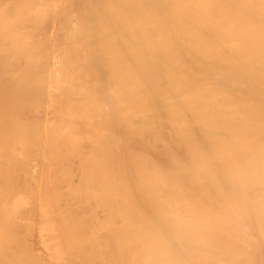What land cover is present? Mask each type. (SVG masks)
<instances>
[{
    "label": "bare ground",
    "instance_id": "bare-ground-1",
    "mask_svg": "<svg viewBox=\"0 0 264 264\" xmlns=\"http://www.w3.org/2000/svg\"><path fill=\"white\" fill-rule=\"evenodd\" d=\"M0 105V142L3 139L6 144L8 139L9 141L12 139L10 142L13 141L18 146L16 142L22 140V142L19 141L23 143V145L20 144L21 150L27 153V156L22 157L26 158L35 153L40 156V153L47 151L49 156L46 155L47 152L43 155H46L48 159H52L56 154L61 155L62 159V155L70 151L72 153L74 151L83 152L88 148L85 147L87 144L90 146V151L95 153L96 160L98 156L103 157L101 170H98L100 165H98V169L95 168L99 171V177L102 175L101 188L103 189L99 194L100 186L98 189L95 187L97 190L94 193L96 192L100 201H103L99 205L103 204V213H106L103 215L105 217L107 215L106 221L101 218L103 222L105 221V226L97 224L99 219L96 223L93 221L91 224L92 220L87 216L85 218L90 220V223L89 220L87 222L89 226L96 224L95 228L98 225L99 228L106 229L107 236L103 240L104 243L101 239L100 243H103V246L105 244L109 251L112 250L111 254L106 249L105 256L108 258L109 255L113 256L109 259L114 264H264V0H0ZM3 105H18V107H2ZM19 105H26L25 107H29V109L30 106L36 105L38 110L39 108L43 110V105H53L52 115L54 114V116L48 117L51 113V109H49V112L46 113L49 114L47 116L49 119L46 120V124L47 122L48 124L44 125L42 123L44 116L40 113L41 116L36 114L39 118L34 119H40L39 122L42 125L35 122L37 120L33 123L31 118L32 125L29 123V126L27 125L28 121L25 120L27 123L24 124L23 119L26 118L24 115L29 119L28 115L30 113L32 115L30 111L33 110L30 109L27 112H30L28 115L23 110V115L20 114L23 116V122H21V117L19 118V123H23V127L17 123L18 129H23L19 131L16 124L12 127V122L10 123L8 120V118H12L11 114L14 117L18 112L21 113L22 110H18ZM54 105L55 107L58 105V107L55 108ZM75 107V114H72ZM31 115L30 117L33 116ZM73 118L80 120L79 123L77 119L75 120L78 126H73L74 130L70 129V124L74 122ZM90 119L93 120L92 129L88 128L85 122ZM6 120H8L11 129L7 123V125L5 124ZM5 126H8L9 129ZM78 127H82L78 131L81 133L80 136L84 134L87 137L82 135L81 138H75L76 136H73ZM87 129L93 130L91 131L93 136L88 137V133H91ZM20 134L24 138H15ZM68 134H73V137ZM13 143L10 144L11 147H13ZM20 146H18L19 149ZM3 147L0 148V151ZM6 148L9 150L8 147H5V151ZM12 149L14 148H11V151H13ZM21 150L19 152H22ZM16 152L14 151L12 154ZM4 153L0 152V156ZM29 153L31 154L29 155ZM8 154L6 152V155ZM23 155L25 154L23 153ZM9 156L6 157L9 158ZM15 156L17 157L16 154ZM33 156L35 157V155ZM10 157L13 158L12 155ZM68 157H71L70 154ZM36 158L38 161V157ZM28 159L30 158L28 157ZM53 159L55 163L53 164L54 161H51V164H58V161ZM68 159L71 160V158ZM43 161L50 164V161L46 162V159ZM84 161L82 162L84 163ZM4 162L6 161L3 160ZM76 162L73 163L77 164ZM91 162L95 164L93 161ZM33 163L35 164L34 161ZM84 164L85 169L88 166H91L92 169V165ZM6 165L8 166V164ZM39 165L35 164L38 169L41 167ZM77 165L76 170L79 167V164ZM14 166L11 165L12 169L16 171L17 167L13 168ZM17 166L20 167L18 168L20 171L25 169L22 164H17ZM32 167L34 168V165ZM8 168L10 167L8 166ZM46 168L48 169L47 166ZM61 168L65 169L64 166ZM71 168L72 170H69L72 172L73 167ZM3 169L4 167H2V171ZM80 169L82 171V168ZM91 169L90 171H92ZM60 170L58 172L63 171L65 174L68 172L67 169V171ZM53 171L56 174L57 170L53 169ZM77 171H73L74 174L76 173L75 176H80L81 173L78 175ZM6 172L4 171L3 175ZM11 172L13 173L12 170ZM16 172L14 175H18V170ZM49 172L50 170L47 172L48 175ZM63 172H61L60 178L59 175L57 176V180L70 175L64 176ZM36 174L34 173L33 176ZM8 175L10 177L8 181L12 183L16 179L17 184L22 176L21 174L19 178L13 179L14 175L9 173ZM51 175L53 176V173ZM71 176L73 178L74 175ZM92 176H87V178L94 179ZM6 177L0 180L3 190L8 182L5 180ZM25 177L29 182L28 173ZM67 178L68 183L70 178ZM42 180L44 181V179ZM51 180L49 179L50 182ZM84 180L82 181L88 182ZM61 181L59 182L60 186L56 182L58 187L62 192L63 190L67 192L66 186L70 183L65 186L64 180L62 182L63 187L66 188L64 189L61 186ZM75 181L74 183L77 184ZM93 181L92 183H94ZM25 182L23 180V183ZM38 182L36 183L38 184ZM31 183L29 182V184ZM14 184L16 186H13ZM14 184H9L11 190L14 187L20 192L24 188L26 192L22 193L26 196L35 190L31 186L26 187L28 188L26 190L21 185V189H19V185L17 186L16 182ZM23 185L27 186L28 184ZM9 186H7L8 190ZM74 186L76 187V185ZM86 186L84 184V189ZM58 187L56 186V189ZM81 187L76 188L77 191L81 190ZM14 188L12 192L18 191L17 189L14 191ZM50 188L52 189V187ZM45 189L43 188L44 191ZM55 190L53 192L60 195L59 188L58 191ZM71 190H74V187ZM87 191L83 192L88 194ZM65 192L63 193L65 194ZM74 192L77 194L76 190L72 194ZM22 193L21 196L19 194L22 197L20 199L13 194L14 200L12 199V201L16 199L17 202H14L16 205L11 201V197L9 198V201L12 202L9 204L14 205L13 209L12 206L10 208L15 212L14 216H16V212L29 204L27 203L29 200L26 201L24 198L27 197L23 198ZM35 193L34 191L33 194ZM41 194L42 202V200L45 201L47 195L43 196L42 194L41 196ZM55 194L53 193V196ZM66 194H70V192ZM76 194L73 196L77 197ZM97 195L93 196L96 198ZM82 196V199L85 200L86 196L84 194ZM35 197L37 196L35 195ZM57 198L55 200L64 202L63 197ZM79 198L77 200L74 198L76 203ZM34 199L36 198L30 199L32 204L37 203L39 198L36 201ZM53 199L54 197H52V201ZM91 199L89 200L90 204L92 203ZM55 200L52 204L51 201H47L49 204L44 207L47 209H45L46 211H50L49 207L47 208L50 206L52 214L56 210V203L59 202H55ZM6 201L8 202V200ZM92 201L94 202L93 199ZM7 202H4L6 205L3 207L0 206V209L4 210L3 213L1 212L4 217H7L5 214L9 213L5 212L4 207L11 205H8ZM41 202L42 211L43 204ZM60 202L57 204L58 206ZM76 203L70 202L69 209H71V204L77 205ZM0 204L2 205L3 202ZM95 205L92 203V208H95ZM84 206L85 204L83 208ZM88 206H90L89 203ZM67 207L60 205V209L65 208L66 212L63 209L60 211L57 208L58 211L56 210L58 213L59 211L64 212L61 214L65 218L63 216V219L61 217L58 219L59 216L57 218V220H63L61 221L62 225V222L65 225L71 224L77 234H81L87 229L91 232L94 231L90 230L91 226L89 228L85 225V218H83L84 226L81 221L75 220V218H79L77 216L79 213L82 215L81 207V209H77L80 211L78 214H72L73 218L69 213L70 210L67 212ZM33 208L31 209L33 210ZM26 209L23 211L27 212ZM98 209L97 207L94 209L96 213ZM23 211L20 212L23 213ZM46 211L39 213V218L42 214L44 216ZM75 211L76 209H74ZM93 213L94 217L98 216L95 215V212ZM13 214H10L11 217ZM19 214L18 217L21 215V218L19 217L21 221L24 214ZM52 214L48 215L53 218V220L49 219L51 225L55 220V215L53 217ZM92 215L88 216L92 217ZM32 216L33 214L31 218ZM46 216L47 214L45 218ZM27 218L23 219L24 223L15 221V219L13 221L19 222L18 226L23 224L24 228ZM45 218L44 222L40 221V224L36 226L39 238L37 234L35 235L37 239L41 238L43 249L47 255L50 254L53 257L51 250L56 248L53 249L54 246H51V242L54 244L53 240L56 237L49 241L46 240L48 243L44 244L45 236L50 233L46 234V232L51 230L52 234L54 231V228L52 229L51 225H48L50 223L46 224L48 218L46 220ZM67 218H71V220ZM6 220L8 221V218ZM29 221L30 218L26 221V225ZM29 223L30 225L34 224ZM36 223L37 221L32 225L33 228ZM12 226L13 229L8 226L5 228H8L9 232L10 229L14 231L16 226ZM28 226L29 224L27 228ZM32 226H29L31 232L35 231ZM84 227L88 228L84 229ZM16 228L19 232L20 228ZM59 230L56 231H59L62 237L64 230L61 227ZM89 231L87 230L86 234L90 233ZM31 232L30 234L28 232L29 236L34 235V232H32L33 235ZM103 233L106 234L105 232L100 234L103 235ZM18 234L16 235L15 232L16 236ZM83 234L81 235L84 236L85 234ZM95 234L91 233L93 238ZM72 235L69 237L70 239ZM29 236L27 235L26 238ZM11 237L10 239H14V242V235L13 238ZM74 238L73 240H75ZM89 238L90 236L85 238V241ZM10 239H3L7 242L5 245L0 242V245L5 247L11 245ZM16 239L18 238L16 237ZM19 239L16 240L20 243L19 245L27 251V244H29L31 250L32 245L29 239L26 240L29 241L27 243L22 238V241H25L23 243L27 245L26 248V245L19 242ZM70 239L68 242H72ZM83 240L82 243H84ZM77 241L79 243V240ZM96 241L95 243H99V240ZM61 244L64 247V242ZM81 244H77L79 248H72L75 243L72 246L69 245L72 248L70 249L72 254L74 250V253L80 250L81 246L79 245ZM13 245L9 251L8 247L5 248L8 251L4 250L7 254L3 251L6 257L10 258L8 255L10 253L17 258V261L15 257L13 258L16 261L14 263L26 264L25 261L20 262L23 260L21 257H28L29 253L27 255L22 253L21 246V249L18 247L20 252L19 250L16 252ZM93 245L91 247L95 250L101 247V245L98 247V244H96L97 248L94 243ZM85 246L83 245L84 249ZM13 247L16 253L24 256L19 257V254H15L14 250L12 251ZM87 247L90 245L86 246V249H89ZM0 249H2L1 246ZM58 250L53 253L58 255L62 250L67 253L66 256L62 254L63 257H60L61 260L64 259V256L67 257L68 261L63 260L67 264L69 261L71 262V258L74 262L72 264H76L77 261L75 260V262L74 258L84 257L83 252L75 257V254L70 257L71 252L68 248L69 254L66 249L59 250V252ZM29 252L31 253V251ZM33 252L35 251L33 250ZM107 252L110 254L108 255ZM39 253L37 252L36 256ZM84 253L89 256L86 252ZM42 254L45 255V253ZM97 254L99 256L102 252ZM33 255L35 256V253ZM57 255L56 259L59 257ZM2 256L4 259V255L1 254L0 257ZM39 256L40 254L38 259ZM90 256L92 255L90 254ZM6 257L5 259H7ZM95 257H87L86 260H94ZM31 258L34 262L28 258L29 263L35 264L37 258ZM43 258L39 259L41 263ZM60 258L55 261L60 263ZM100 258L102 259V257ZM100 258L97 259V262ZM11 260L9 259L10 262ZM43 260H45L43 263L47 262L46 259ZM84 260L82 258V261ZM89 260L88 262H90ZM3 261L5 262L2 260L0 264ZM9 261L7 259V264H10ZM102 262L105 264L103 259ZM102 262L100 263L102 264ZM49 263L51 264V261Z\"/></svg>",
    "mask_w": 264,
    "mask_h": 264
},
{
    "label": "rangeland",
    "instance_id": "rangeland-1",
    "mask_svg": "<svg viewBox=\"0 0 264 264\" xmlns=\"http://www.w3.org/2000/svg\"><path fill=\"white\" fill-rule=\"evenodd\" d=\"M0 106H1V105H0ZM7 106H8V107H9V106H15V107H18V105H7ZM7 106L3 105L2 107H7ZM20 106H22V105H19L18 110L21 109L22 111L19 110V111H21V113L18 112L19 115H18V113L16 114L17 116L14 115V117H16V118L19 116V117L17 118V120H16V118L13 117L12 114H11L12 118L10 117V114H9V117H10L11 119L8 118V120L10 121V123L12 122V127L15 126V124H16L17 129H18V125H20V124H21V127H23V123H19V120H20V119H21V122H23V120H24V124H26V123H27L26 121H28L27 125H29V123L32 122V120H33V123H35V122L38 123L40 119L37 120V119L39 118V117H37V116H38L39 113H40L41 115L44 116V120H42V121H44V122H42V123H44V125H47L48 122H47V124H46V120L49 119L50 117L54 116V114L52 115L53 105H52V106H51V105H43V106H44L43 110H44V109H45V110L47 109L46 111L44 110L45 113H44V111L41 110L40 108H39V110H40V111H39V110L36 108V105H35V106H34V105L30 106V109L33 110V111H30V112H32V115H33V116L31 115L30 112H29L30 114L27 113V112L30 110L29 107H25L26 105H25V106L23 105L24 108H22L23 106H22V107H20ZM28 106H29V105H28ZM45 106H46L47 108H46ZM60 106H62V105H60ZM73 106H74V105H73ZM75 106H76V105H75ZM31 107H33V108H31ZM34 107H35L37 110H36ZM54 107H55V105H54ZM56 107H58V105H57ZM56 107H55V108H56ZM76 107H77V106H76ZM76 107H75V109L72 111V114H75ZM55 108H54V109H55ZM5 109H6V108H5ZM27 109H28V110H27ZM34 109H35L36 111H35ZM49 109H51V110H50L51 113H49L50 115L48 114V115H49V116H48L46 113H47V111H48ZM0 110H1V107H0ZM23 110L25 111V113H26L27 115L29 114V115H28V116H29V119L27 118L26 115H24L26 118L24 117L25 119L22 120V117H23V116H20V114L23 115V114H22V113H24ZM37 111H39V112H37ZM33 112H36V113H34V114H35V117H34ZM42 112H43V114H42ZM48 112H49V111H48ZM36 114H38V115H36ZM45 114H46V115H45ZM30 115H31L32 117H30ZM41 115H39V116H41ZM51 115H52V116H51ZM47 116H48L49 118H48ZM20 117H21V118H20ZM19 118H20V119H19ZM31 118H32V120H31ZM34 118H37V119H34ZM40 118H41V117H40ZM42 118H43V117H42ZM42 118H41V119H42ZM13 119H15V120L12 121ZM27 119H28V120H27ZM76 119H77V121H78V123H79L80 120H79L78 118H73L74 122H73V121H72V122H73L74 124L71 122L72 124H70V126H71L70 129H72L73 126H75V127L78 126V125H77L78 123H77V122L75 123V120H76ZM8 120H6L7 122L5 121V124L7 123L8 126H10ZM25 120H26V121H25ZM35 120H37V121H35ZM90 120H91V119H90ZM90 120H88L89 122H88L87 120H85V122H86V124H87V127L90 128V129H92V128H93V123H92L93 120H91V121H90ZM34 121H35V122H34ZM14 122H16V123H14ZM87 122H88V123H87ZM17 123H18V125H17ZM39 123H40V125H42L41 122H39ZM7 124H6V125H7ZM30 124L32 125V123H30ZM75 124H76V125H75ZM84 125H85V124H84ZM8 126H5V128L7 127V129H9ZM29 126H30V125H29ZM91 126H92V127H91ZM21 127H20V128H21ZM24 128H25V127H24ZM79 128H80V127L77 128L78 130H76V133H77L78 131H80V129H82V127H81L80 129H79ZM10 129H11V126H10ZM12 129L15 130L16 127H15V129H14V128H12ZM22 129H23V128H22ZM22 129H18V130L20 131V130H22ZM73 130H74V128H73ZM73 130H71V131H73ZM87 130H88V132L90 131L89 129H87ZM91 131H93V130H91ZM91 131H90V133H91ZM76 133H75V131H74V135H73V134H68V136H69V135H71V136L73 135L74 137L76 136L75 138H81L82 135H83V137H87V135H84V134H82V135L80 136L81 133H79V132L77 133V135H76ZM89 135H90V136H89ZM91 135L93 136V133H91V134L88 133V137H91ZM48 136H49V134H48ZM68 136H67V137H68ZM73 136H72V137H73ZM79 136H80V137H79ZM18 137H19V139H20V138L22 137V135L20 134L19 136L15 137V138H18ZM22 138H24V137H22ZM11 140H12V139H10V141H11ZM13 140H14V139H13ZM15 140H16V139H15ZM5 141H6V140H5ZM10 141H9V139H8L7 143L5 144V143H4V140L1 139V142H0V148H1L2 146H4V147H3L4 150L1 149L0 152H1V153H2V152H5L4 154L1 155L2 157L0 156V157H1V158H0V161H1V159H2V163L0 164V171L2 172V174H1L0 176H1L2 178L0 177V180L3 179V177L5 178V177L7 176L5 180L8 181V180L10 179L8 173L14 175V174L17 173L16 171L18 170L19 173L22 172V173H20V175H19V173H18V175H14V177L11 175V177H13V179H14L15 177H16V178H19V177L21 176V174H22L21 178L19 179L20 181L18 180V184H17L16 179H14L15 182H16V184H17V186L19 185L20 182L23 183V180H24V182H25V181H26V182L23 183V184H26V185L28 184V185L25 186V185H23V184L20 183L21 187L24 186V187L26 188V187H28V186H29V187L31 186V187L33 188V190L35 189L34 191H35L36 193H39V194H36V193L33 194L34 191H32V193H30L29 191L32 190V188H31V190L29 189V191H27V192H29V195H30V194H33V195H30V196H29V195L26 193V194H27V196H26V195H24V194L22 193V192H26L25 189L22 188V189H23V190H22V189L20 188V185L18 186V188L21 189L20 192H19V190H18L17 188H14V187H13V188L15 189L14 191H16V189H17L18 191H16V192H12V191H13V188H12V190H11V186H9V184L11 185L12 183H13V184L15 183L13 179H12V180H13L12 183H10L9 181L6 182V183H7L6 185L10 187L9 190H8V187H7V186H6L7 189L4 188V187H5V186H4V187H3L4 190L6 189V190L4 191V190L1 188V186H0V188H1V190H2L1 193H0V200H1L0 203L3 202V204H2V205L0 204V206H2V207H3V205H6V204H4V202H5V203L7 202L6 200H8V202H7L8 205H10L12 202H13V203H14V202H15V203L17 202L16 199H15V201H12V199L14 200V195H13V194H15L16 198H19V199H20V198H22V197H20V196H21V193H22V194H23V198H24V196H25V197H27V198H24V199H26V201L29 200V201H27V203H29L28 206H30V207L27 206V207H28V208H27V207L25 206L24 209L22 208V209L20 210V211H23V210L25 211V209L27 208V209H28V210L26 209L27 212H24V211H23V213H22V212L18 211V212H16V216H14V215H15V212H13V210H12V209H13V206L16 205L15 203H14L13 206H12V204H11L10 206H6V208L4 207L5 212H9V213L5 214V216L7 215V217H4V214H2L4 210L2 211V208L0 209V218H1V219H0V228H1V230H0V234H1V235H2V234L4 235V236L2 235V238H3L4 240H5V238H6L7 240H9L10 237L12 236L11 238H13V235H14V237H15V241H14V242H15V245H17V244L19 245V244H20V243L17 242L18 239H19L20 237H21V238H20L21 240L19 239V242H22V243H23V242H25L26 240L29 239V240H30V243H31V245H32V248H31V250H30V248H29V244H27V245H28V248H26L27 245H26L25 243H23V245H24V244L26 245V246L24 245L25 248L27 249V251H26V250L23 248V246H21V245H19V246H18V245H17V246L13 245V243H14L13 240H14V239H13V240L10 239V241H12V244H11V245H13V246L16 248V252H17V250H19V252H20V249L23 248L22 250H23V251L25 250V251L23 252V251L21 250L22 253H24L25 255H27V254L29 253V254L27 255L28 257H26V256H24L23 254L21 255L20 253H16L15 250H14L15 248L13 247L12 251L14 250L15 254H19V255H20L19 257H21V256L26 257V258L21 257L23 260H21L20 262L25 261L26 264H34V263H32V262H34V260H32V258H31V257H33V258H35V259L37 258V259H36V263H38V264H39V263L42 264V263L45 261V260H43V259H46V261H47L46 263H43V264H50L49 261H51V264H53V263H55V264H57V263L60 264V263H62V262H63L62 264H67V263H64V261H63L64 259L67 260V259H66L67 257L65 258V256H66L67 253H64L65 251L63 252L62 249H64V250L66 249V251H67L68 254H69V251H68V250L72 249L73 247L79 248L77 244H79V243L81 244V243H82V240L84 239V240H83L84 243H82L81 245H79V246H81V248H80L81 251H80V250H78V251L76 250L77 252L74 253V251H75V250H74V251H73V254H75V255H74V257H75V256H77V254L79 255L80 252H83L82 255H84V257H82V258H83V260H84V259H85V260L82 261V258H81V257H76L77 259L74 258V261H75V260L77 261V262L75 261L76 264H77V263H78V264H82V263H83V264H87V262H88V260H89V259L86 260L87 257H89V258H93V257L96 256L97 253H100V254H101V252H102L101 255L98 256V254H97V256H96L97 258H96V257H95L96 259L94 258V260H96V261H94V260H89L90 262H88V264H94L95 262L98 263V264H101L100 262H102V259H103V261H104L105 264H109V262H111L110 264H112V263L114 264V262H112L111 259H109V258H112V257H113V256H110V255H109L110 253H111V254L113 253L112 250L109 251V248L107 249L106 246H105V244H104V246H103V243H104L103 240L105 239V236H107V231H106L105 228H103V227L105 226L104 224H105V221H106L105 219H106L107 215H106V217L104 216L106 213H103V211H104V206H103V204L99 205L100 203H103V201L101 202L100 199H99V197H98V195H97V193H96V192H95L96 194L94 193V191H96V190L98 189L99 186H100V187H99V189H100L99 194L102 193V189H103V188H101V186H102V175L100 174V175H101V176H100L101 178H100V177H99V171L101 170V167H102L101 165H102V163H103V157H102V156H98V157H97V160H96V157H95L96 155H95V153L93 154V153L90 151V146L87 144V146H85V147H88V148H87L86 150H84L83 152H79V151L76 152V151H74L75 153H74V152L72 153V151H70L69 153H65L64 155H62V159L65 157V158H64V161H63L64 163L62 162L61 155H59V154H58V155H57V154L54 155V153H53V154H52V156L54 155L53 158H55V160L58 161V164L53 165V164L55 163L54 159H53V158H52V159H51V158L48 159V157H46V155L49 156V154H48L49 152L45 151V152H47V154H46L45 152L40 153V156H39L37 153H35V154H31V153H29V155L31 154L32 157H30V156H31V155H30V156H28L30 159H28V157L24 158V157H22V156H27V153H25V152H23V151L21 150V147H22V146H20V144L23 145V143H20V142H22V140H19L20 142L18 141V139L16 140V141H18V142H16V143H18V146H20V149H19V147L17 146V144L13 143V141H12V142H10ZM8 142H9V143H8ZM12 143H13V147H11L12 145H10V144H12ZM7 144H8L9 146H8ZM1 145H2V146H1ZM6 145H7V146H6ZM15 145H16V146H15ZM5 147H8L9 150L6 148V151H5ZM11 148H14V149H12L13 151H11ZM15 148H17V149H19V150H16ZM20 150H21L22 152H19ZM10 151H11V152H10ZM14 151H17V152L15 153V154L17 155V157L15 156V154H12ZM85 151H86V152H85ZM6 152H7V154L9 153L8 155H10V156L12 155L13 158L10 157V156H9V158H7L8 155H6ZM90 152H91V153H90ZM10 153H11V154H10ZM17 153H19V154H17ZM21 153H22V154H21ZM23 153H24L25 155H23ZM83 153H84V155H82ZM88 153L90 154V156H89ZM43 154H46V155H43ZM69 154H70L71 157H68ZM74 154H75V155H74ZM76 154H78V156H76ZM3 155H4V157H3ZM5 155H6L7 157H6ZM19 155H20L21 157H20ZM33 155H35V157H34ZM73 155L76 156V157H74ZM14 156H15V157H14ZM52 156H51V154H50V157H52ZM56 156L58 157V158H57L58 160L56 159ZM63 156H64V157H63ZM80 156H82L83 158L80 157ZM91 156H92V157H91ZM5 157H6L7 159H6ZM33 157H34V159H35L36 157H38V161H37V158H36V161H35V160L33 159ZM40 157H41V158H40ZM45 157H46V158H45ZM72 157H73V160H72ZM79 157H80V158H79ZM90 157H91V158H90ZM93 157H94V158H93ZM101 157H102V158H101ZM10 158H11V159H10ZM14 158H15V159H14ZM16 158H17V160H16ZM20 158H21V159H20ZM23 158L25 159L24 161H23ZM68 158H71V160L68 159ZM74 158H75V160H76L77 162L74 160ZM78 158L81 159V160L78 161V160H79ZM87 158H88V159H87ZM89 158H90L91 160H90ZM9 159H10V160H9ZM13 159L16 161V163H15V161H14ZM44 159H46V162L50 161V164H48V163H44V161H43ZM83 159H84V160L86 159V160L84 161ZM99 159H100V160H99ZM101 159H102V160H101ZM3 160H5L6 162L9 161V162H7V163H6V162H4V163L8 164V166H9L10 168H8V166H7L6 164L4 165ZM11 160H12V161H11ZM26 160H27V161H26ZM28 160H30V161H28ZM32 160L35 162L36 166L40 164L39 166H41L40 168L42 169V171H41L40 168H39V169H40V170H39V169L35 166V164L33 163ZM60 160H61V161H60ZM67 160H68V161H67ZM87 160H88V161H87ZM94 160H96V161L94 162ZM98 160H99V162H100V161H101V162L99 163ZM17 161H18V163H17ZM42 161H43V163H42ZM51 161H54L53 164H51ZM82 161H84V163H86V164H88V162H90L88 165H92V169L90 168L91 166L89 167L88 165H87V166H88L89 168L86 167V169H85V164H84ZM91 161H93L95 164H92ZM13 162H14L15 164H12ZM28 162H29V163H28ZM31 162H32V163H31ZM38 162H41L42 164H41V163L38 164ZM60 162H61V163H60ZM66 162H67L68 164H67ZM69 162H70V163H69ZM73 162H76L77 164H79V167L77 168L78 171L75 169L78 165L75 164V163H73ZM79 162H80V163H79ZM65 163H66V164H65ZM71 163H72V164H71ZM96 163H97V165H96ZM9 164H11V165H15L13 168H16V167H17V168H16V171L13 170L12 167H11V165H9ZM17 164H19V165L22 164V166L24 165L23 167H24L26 170H25V169H22V170L20 171V169H18V168H20V167L17 166ZM32 164L34 165V168L32 167V166H33ZM43 164H44V165H43ZM45 164H46V166L48 167V169L46 168ZM47 164H48V165H47ZM59 164H60V165H59ZM69 164H70V165H69ZM73 164H74L75 166H74ZM83 164H84V166H83ZM1 165H3V166H1ZM30 165H31V166H30ZM71 165H72V166H71ZM94 165H95V166H94ZM98 165H100V166H99L100 168L98 167ZM22 166H21V168H23ZM39 166H38V167H39ZM43 166H44L46 169H45ZM55 166H58L59 168H58V167H55ZM62 166H64L65 169H64V168H61ZM2 167H4L3 171H2ZM52 167H53V168H52ZM54 167H55V168H54ZM69 167H70V168H69ZM71 167H73V171H74V170H75V172L77 171V174H78V175H79V173H81L80 176H81V178H83L82 180L85 179L84 181H88V182L85 183V182H83V181L81 180V178H79L80 176H77V175L75 176L76 173L74 174L73 171H72L73 173L71 172V170H72ZM83 167H84V169H83ZM68 168L71 169V170H69ZM80 168H82V171H81ZM95 168H97V169L99 168V169H98L99 171H97V169H95ZM6 169H7V170H6ZM8 169H9L10 171H9ZM33 169H35V170H33ZM43 169H44V170H43ZM53 169H54V170H57V171H56V174H57V173H59V174L56 175V174L54 173L55 171L52 172ZM60 169H61V170L63 169L64 171H67V170H68V172H66V174H65V172L61 171ZM66 169H67V170H66ZM90 169H91L92 171H90ZM94 169H95L96 171H95ZM11 170L13 171V173L11 172ZM24 170H25V171H24ZM29 170H31V171L29 172ZM36 170L38 171L39 174H38V173L36 174V172H37ZM49 170H50V172H49V175H48L47 172H48ZM59 170H60L61 172H63V175H64V176L70 174V175H68V176L61 177V180H63V179L65 180V181L63 180L64 182L61 181V180H57L58 177L60 178V176H62V175H61L62 173H61V172H58ZM83 170H84V171H83ZM88 170H89V171H88ZM4 171H5V172L7 171V172H6L7 175H6V174L3 175V172H4ZM40 171H41V172H40ZM69 171H70V172H69ZM24 172H25V175H23ZM33 172H34L36 175L33 176V174H34ZM45 172H46V173H45ZM88 172H89V173H88ZM90 172H92V173H90ZM93 172H94V175L97 174L98 177H97V175H96V176H94V175L92 176ZM95 172H97V173H95ZM27 173H28V180L30 179L29 182H30V183L32 182L31 184H34L33 186H32L31 184H29V182H27V177H25ZM32 173H33V174H32ZM52 173H53V176L55 175L56 179H55V177H53L52 175L50 176V174H52ZM71 173H72V174H71ZM41 174H42V175H41ZM43 174H45V175H43ZM89 174H91V175H89ZM2 175H3V176H2ZM5 175H6V176H5ZM47 175H48V176H47ZM58 175H59V176H58ZM71 175H74L73 178H72ZM83 175H84L85 177H84ZM37 176H39V177H37ZM43 176H45V178H43ZM46 176H47V178H46ZM49 176H50V177H49ZM57 176H58V177H57ZM87 176H90V177L92 176L94 179H92V178L90 179V177L87 178ZM23 177H25V178L23 179ZM48 177H49V178H48ZM67 177H69V178L71 179V180L69 179V181H68V183H70V185H68L69 187L66 186V185L68 184V183H67V179H68ZM74 177H75V178H74ZM76 177H78V179H76ZM40 178L44 179V181H46V182H45L46 184L43 183L44 181H43L42 179H40ZM53 178L55 179V182H54V179H53ZM62 178H63V179H62ZM66 178H67V179H66ZM22 179H23V180H22ZM34 179H35V180H34ZM37 179H38V181H39L40 183L37 181ZM49 179H52L51 182L49 181ZM75 179H76V181H75ZM79 179H80V181L83 182V183L81 182L82 184L80 183ZM87 179H88V180H87ZM98 179H99L100 181H99ZM40 180H42V181H40ZM72 180H73V182H72ZM77 180H78V181H77ZM90 180H92V181L94 180L93 182H94L95 184L92 183V181H90ZM96 180H98V182H96ZM10 181H11V180H10ZM48 181H49V182H48ZM52 181H53V182H52ZM60 181H61V186L63 187V186L65 185L67 189L64 188V187H63V188L66 189V191H67L68 193L70 192V194H66L67 192H65V190H63V192H65V194H66V195H65V194L62 192V190H60V187H58V185L60 186V184H59ZM74 181L77 182V184L74 183ZM36 182H38L39 185H38ZM41 182H42L43 186H41V185H42ZM56 182L58 183V185H57ZM62 182H63V184H64V183H65V184L63 185ZM89 182H90V184H89ZM52 183H53V184H52ZM54 183H55V184H54ZM79 183H80V184H79ZM91 183H92V185H91ZM71 184H72V186L74 187V190H76L77 194H76L75 192H74V194H72L74 190H71V191H70L71 188L73 189V187L71 186ZM78 184H79L80 187H81V186H82V187L80 188L81 190L78 189V191H77L76 188H79V186H77ZM84 184L87 185L85 189H84ZM93 184H94V185H93ZM0 185H2V184L0 183ZM44 185H45V186H44ZM49 185H51V186H49ZM74 185H76V187H75ZM88 185H91L92 187L89 186V187H90V188H89ZM96 185H97V186H96ZM13 186H16V185L14 184ZM35 186L37 187V189H36ZM40 186H41L42 189L39 188ZM56 186L59 188V191H58V188L56 189ZM29 187H28V188H29ZM50 187H52V189H51ZM95 187H97V189H96ZM28 188H26V190H27ZM38 188L42 190L41 193L43 194V196H46V195H47V198L42 197V198H45V199H44L45 201L42 200V202H44V203H42L41 200H40V198H41V197H40V194H41L40 191H41V190H39ZM43 188H44V189L47 188V189H45V191H44ZM63 188H61V189H63ZM55 189H56V190H55ZM90 189H91V190H90ZM93 189H94V190H93ZM49 190H50V192H49ZM53 190L60 192V195H58L56 192H53ZM85 190H88V191H87L88 194H86V192H83V191H85ZM89 190H90V191H89ZM6 191H7V192H6ZM9 191H10V192H9ZM37 191H39V192H37ZM79 191H82V192L80 193ZM92 191H93V192H92ZM8 192L10 193V195H9ZM17 192H18V193H17ZM43 192H44V193H43ZM48 192H49L50 194H51L52 192H53L54 194H55V193H56V194L53 196V193L50 195ZM78 192H79V197H80L81 199L78 197ZM89 192H92L93 194L91 193V194H92V195H91ZM6 193H8V194H6ZM11 193H12V194H11ZM19 194H20V196H19ZM42 194H41V196H42ZM48 194H49V195H48ZM62 194H64V196H66V197L68 196V197L65 198L64 196H62ZM75 194H76L77 197H74V196H73V195H75ZM80 194H82V195L84 194V196H86V197L84 198L85 200L82 199L83 196H82V195L80 196ZM85 194H86V195H85ZM2 195H3V198H2ZM6 195H8V196H6ZM11 195H12V196H11ZM35 195H36L37 197H35ZM57 195H58V196H57ZM71 195H72V196H71ZM90 195H91V196H90ZM93 195H94V196L97 195L96 198H95ZM18 196H19V197H18ZM31 196H32V197H31ZM59 196L63 197L62 199H64V202H63L64 204H63L62 202H60V200H55L57 197L59 198ZM7 197H8V198H7ZM10 197H11V198H10ZM52 197H54L53 201H54V200H55V202H56V201H59L61 206H64V207L68 206V207H67V212H69V210H70L69 213H71V215H72V214H78L80 211L77 210V209H81V208H82V209H81L82 215L79 213V214L77 215V216H79V218L77 217V218H75V220H76V221H77V220H78V221H81L82 223L85 222V220H86V222H85L86 224L83 223V226H84V224H85L86 226H88L89 228H90V226H91L90 230H92V231L94 230L93 232H91V231H89V229H87V230L90 232V233H88V234H86V233H87V230H86V231L84 230L85 233H84V232H81V234H83V233L85 234V235H84V234H83V235L86 236V237H85L86 239L90 236V238L93 239V240H91L90 238H89L88 240H90L91 242L88 241V240H87L88 242L85 241L86 239H85V238H82V237H84V236H82L80 233L77 234V233L74 231V228H73V226H71V224H67V225H65L64 222H62L63 225L61 224V221H63L62 219L65 218V217L63 216V214H61L63 211L60 212L63 208L60 209V205H59V206L57 205L59 202L56 203V206H57V207L55 206V204H53V205L55 206L56 210H57V208H58V210L60 209L59 213L57 212L58 210L56 211L54 207H53V208H54L55 212H57L56 214H55L54 211H53L54 214L51 213L52 211H51V209H50V206H47V208L49 207L48 210H50V211H46V210H47L46 208H45L46 210L44 209L45 205H48L50 201H51L50 203L52 204V202H53V201H52ZM61 197H60V198H61ZM69 197H70V198L72 197V198L70 199ZM87 197H88V198L90 197V198L88 199ZM92 197H93V198H92ZM9 198L11 199L12 202L9 201V200H10ZM33 198H36V199L39 198V199H37L38 201H36V199H34L37 203H35L34 200H33V203H35V204H32V203H31L32 200H30V199H33ZM49 198H50V199H49ZM58 198H57V199H58ZM60 198H59V199H60ZM74 198H75L76 200L79 198V200L77 201V203H76V200H75ZM91 198L94 200V202L92 201ZM97 198H98V199H97ZM5 199H6V200H5ZM65 199H66V200L68 199V201H69V200H70V201H69V202H68V201H65ZM72 199H73L74 201H73ZM90 199H91V202H92V203H95L96 205H97V203H98L97 206L95 205V208H94V207L92 208V206H91L92 203L90 204V202H89ZM96 199L98 200V202H96V201H97ZM2 200H4V201H2ZM17 200H18V199H17ZM39 200H40L41 204H43V205H42V211H41V207H40L41 205H40ZM82 200H83V201H82ZM47 201H49V202H47ZM79 201H81V202L79 203ZM87 201H88V202H87ZM9 202H11V203L9 204ZM45 202H46V203H45ZM55 202H54V203H55ZM65 202H67V203L65 204ZM70 202H71V203L75 202V203H76L77 205H79V206H78L77 208H75L77 205H75V204H71V209H69V207H70V205H69ZM61 203H62V204H61ZM88 203H89L90 206H88ZM37 204H38V205H37ZM51 204H50V205H51ZM84 204H85V206H84V208H83V205H84ZM35 205H36V206H35ZM11 206H12V209H10ZM33 206H35V207L33 208ZM72 206H73L74 208H73ZM86 206H87V207H86ZM93 206H94V205H93ZM8 207H9V208H8ZM51 207H52V205H51ZM80 207H81V208H80ZM90 207H91V208H90ZM96 207H97V209H98V208L100 209V211H99V209L97 210V213H99L101 216H100L99 214H97L96 211L94 210V209H96ZM101 207H103V208H101ZM7 208H8V209H7ZM31 208H33V210H32ZM37 208H38V209H37ZM39 208H40V209H39ZM85 208H86L87 210H86ZM89 208H90V210H89ZM9 209H10V210H9ZM72 209H73V213H72ZM74 209H76L75 212H74ZM84 209H85V211H84ZM11 210H12V211H11ZM31 210H32V211H31ZM44 210L47 212V213H46L47 216H46V218H45V215H46V214H44V216H43V214H42V215H41L42 219H41V217L39 218V216H40V214H41ZM63 210H65L64 212H66V209H65V208H64ZM92 210H93V212H95V215H98V216L94 217V213L92 212ZM101 210H102V211H101ZM29 211H30V212H29ZM40 211H41V212H40ZM45 211H44L43 213H45ZM78 211H79V212H78ZM86 211H87V212H86ZM98 211H99V212H98ZM1 212H2V213H1ZM11 212L14 213L12 217H11V215H10V214H12ZM28 212H29V213H28ZM31 212H32V213H31ZM33 212H34V213H33ZM64 212H63V213H64ZM76 212H77V213H76ZM17 213H18V214H19V213H20V214H24V216L22 215L23 218L21 219V221H23V219L25 220V219L28 217V215H29V217L27 218L26 221H28L29 218H30V221H29V222H31V224H32V223L35 224V222L37 221V223H36V225H35V227H34L35 229H34L33 226H32V225H34V224L30 225L29 222L27 223V225L29 224V226H30V227L32 226L33 230H35V231H32V232H34V235H33V233L29 230V229H31V228H29V226H28V228H27L26 221H25V224H24V226H25L24 228L22 227L23 224H21V226H18V225H17L19 222L16 223L15 221H17V220L20 221V218H21V217H20L21 215L19 214V215H20V216H19L20 218H19ZM26 213H27V214H26ZM35 213H36V214H35ZM39 213H40V214H39ZM49 213L52 214L51 216H53V217H54V215H55V218H54L55 220H57L58 216H59L58 219H60V217L62 218V216H63V218H62L61 220H57V221L54 220V224L52 223L53 225H51L50 220H53V218L48 216ZM83 213H84V214H83ZM86 213H88V214L85 215ZM30 214H31V215L33 214V216H35V217L32 216V218H31V215H30ZM34 214H35V215H34ZM57 214H58V215H57ZM59 214H60L61 216H60ZM92 214H93V215H92ZM103 214H104V215H103ZM9 215H10V216H9ZM26 215H27V217H26ZM71 215H70V217H71ZM83 215H84V216H83ZM88 215H90V216L92 215L93 218L90 217V216H88ZM102 215H103V216H102ZM8 216H9V217H8ZM56 216H57V217H56ZM80 216H81V218H80ZM86 216H87V218L89 217V219L92 220V221H91V224H93V223H92L93 221L96 223V222L98 221V219H99V221L97 222V224L100 225V226H103V227H102V228H99L100 226L98 227V225H97L98 228H97V227L95 228V227H94V226H96L95 223H94L95 225H91V224H90V226H89V224H87V222H88L89 219L87 220V218H85ZM10 217H11V219H10ZM14 217H16V218H14ZM24 217H25V218H24ZM37 217H38V218H37ZM74 217H75V216H74ZM98 217H99V218H98ZM3 218H4V219H3ZM5 218H6V219L8 218V221H7ZM17 218H19V219H17ZM44 218H45V220H46L47 218H48V220L50 219L49 222H48V220H47L46 224H47V223H50V224H48V225H51V228H52V229L54 228V231L56 232V233H55L54 231H52V234H51V230H50V231H47L46 234H47L48 232H50L48 235H46V236H48L49 238H47V237L45 236L44 240H45V241H46V240L49 241V240H51V239H53V238L56 237V238L53 240L54 244L51 242V246H52V247L54 246L53 249L56 248L57 250H58L59 247H63V244H61V243L64 242V247H65V248H64V247H63V248H59L60 251L62 250V251H61L62 253L60 252L61 254L59 253V254L57 255V254L53 253V252L57 251L56 249L53 250V251L51 250V252H52V256H53V257H51L50 254H49L50 256L47 255V252L44 251L45 249H43L44 245H42L43 243H42V241H41V238H40V240L37 239V237L39 238V236H38L39 233L36 232V231H38V228H37L36 226H37V224H40V221H43ZM51 218H52V219H51ZM71 218H73V215H72ZM71 218H70V219L67 218V219H68V220H71ZM83 218H85V220H84ZM95 218H96V219H95ZM101 218H103V220H105V221L103 222V221L101 220ZM14 219H15V221H13ZM32 219H34V220H32ZM40 219H41V220H40ZM79 219H81V220H79ZM94 219H95L96 221H95ZM31 220H32L33 222H32ZM72 220L75 221L74 219H72ZM90 220H89V223H90ZM2 221H5V222H6L8 228L13 227L12 225H14V227L17 225L16 227H19V228H20V229H19V232H17L18 228L15 227V230H14V231L11 230V229H13V228L10 229V232L13 231L12 233H10V232H9V229H8V228H5V227H7V226H5V225H6L5 222L3 223ZM9 221H11V222H9ZM12 221H13V222H12ZM21 221H20V223H24V221H23V222H21ZM38 221H39V222H38ZM43 222H44V221H43ZM52 222H53V221H52ZM100 222H101V223H100ZM11 223H12V224H11ZM15 223H16V224H15ZM20 223H19V224H20ZM1 224H2L3 226H2ZM8 224H9V225H8ZM48 225H47V226H48ZM54 225H55V227H54ZM68 225H70L71 227L68 226ZM52 226H53V227H52ZM59 226L61 227L62 230H64V233H63V231L61 232V235H62V233H63L62 237L60 236V232H59V231H61V230H59V228H60ZM62 226H64L65 228L62 227ZM3 227H4V228H3ZM48 227H50V226H48ZM57 227H58V228H57ZM66 227H67V228H66ZM88 227H84V229H85V228H88ZM92 227H93V228H92ZM36 228H37V229H36ZM56 228H57V229H56ZM6 229H7V230H6ZM25 229H26V230H25ZM67 229H68V230H67ZM100 229H101V230H100ZM2 230H3V232H2ZM5 230H6V231H5ZM23 230H25V231H23ZM27 230H28V231H27ZM56 230H59V231L57 232ZM72 230H73V231H72ZM104 230H105V231H104ZM22 231L25 233V235H26V233H27L28 236H29V234H30V232H31V234H32L33 236H31V235H30L31 237L29 236L31 239H30L29 237L26 238L27 235L25 236L24 233H23ZM69 231H70V232H69ZM96 231H97V232H96ZM1 232H2V233H1ZM5 232H7L8 234L5 233ZM15 232H16V235H17L18 233H21V234H20V235L18 234V236H16V235H15ZM28 232H29V234H28ZM98 232H99V233H98ZM101 232H105L106 234L103 233V235H102V234H100ZM4 233H5V234H4ZM13 233H14V234H13ZM54 233H55V235H54ZM57 233H59V235H57ZM68 233H70V234H68ZM91 233H93V234L96 233V234H97V235L95 234V237H94V238H95V241H96V239H97V241L99 240V243H95L94 238H93V235H91ZM9 234H10V236H7V235H9ZM35 234H37V237H36ZM65 234H68V235H65ZM72 234H73V235H72ZM79 234H80V235H79ZM1 235H0V236H1ZM22 235H23V237H22ZM49 235H50L51 237H50ZM52 235H53V236H52ZM56 235H57V236H56ZM71 235H72V237H71L72 240L69 238ZM76 235H77L78 237H77ZM88 235H89V236H88ZM99 235H102L103 238H102V236L99 237ZM24 236H25V237H24ZM64 236H65V237H64ZM74 236H75V238H74ZM87 236H88V237H87ZM96 236L99 237V238H97ZM7 237H8V238H7ZM16 237H17L18 239H16ZM34 237H35V238H34ZM63 237H64V238H63ZM76 237H77V238H76ZM79 237L82 238V239L80 240ZM2 238H0V239H1L0 242H3L4 245H5V243L7 242V240L4 241ZM22 238L25 239V241H24V240L22 241ZM33 238H34V239H33ZM58 238H59V239H58ZM66 238L70 239L72 242H68V239H66ZM73 238H74L75 240H76V239L79 240V243H78L77 240H76V241L73 240ZM61 239H62V240H61ZM100 239H101V241L103 242L102 244L100 243V242H101ZM16 240H17V241H16ZM60 240H61V242H60ZM70 240H69V241H70ZM10 241H9V243H11ZM32 241H33V242H32ZM47 241L44 242V244L48 243ZM56 241H57L58 243H57ZM66 241H67V242H66ZM97 241H96V242H97ZM26 242L28 243L29 241H26ZM92 242H93L95 245H96V244L99 245V246L96 245V248H97V246L100 247V245H101V247H103V248H105V249H103V248L101 249V247H100L99 249H96V250H95V248H92V247L94 246ZM3 243H2V244H3ZM9 243H8V244H9ZM38 243H39V244H38ZM69 243H71V244H72V243H73V244L75 243V245L72 244V245H73V246H72V245L69 244ZM0 244H1V243H0ZM8 244H6V245H8ZM55 244L58 246V248H57V246H56ZM65 244H67V245L65 246ZM68 244H69L70 246H72V248L69 247ZM87 244L90 245V247H87V248H89V249H86ZM11 245L9 244V245L7 246L8 248L5 247V246H3V245H0L2 249H3V247H4L3 250L0 249V250H1L0 253H1L2 255H4V259H2L3 256L0 257V259L5 260V262L7 261V259H8V261H9V259H12V260H11L12 263H11L10 261H9V263H10V264H16V263H14L15 260H13V258H14L15 256L10 255V253H9L8 255L10 256V258H8V256L6 257V254H7L6 251H7V250H6L5 248H7L8 251H9V249L11 250V247H12ZM31 245H30V247H31ZM41 245H42V246H41ZM83 245H84V246L86 245V246H85V249H84ZM9 246H10V247H9ZM20 246H21V248H20ZM55 246H56V247H55ZM91 246H92V247H91ZM18 247H19L20 249H18ZM45 247H46V246H45ZM67 248H68V250H67ZM76 248H75V249H76ZM32 249H33L35 252H33ZM38 249H39V250H38ZM51 249H52V248H51ZM91 249H93V250H91ZM106 249L108 250V252H110V253L107 252L108 255H109V258L105 256V255H106V252H105ZM4 250H6V251H4ZM59 250H58V252H59ZM85 250H86V251H85ZM97 250H98V251L100 250L101 252H100V251L98 252ZM102 250H104V251H102ZM107 250H106V251H107ZM3 251H4L6 254H5ZM8 251H7V252H8ZM29 251H31V253H30ZM39 251H40V253H39ZM89 251H91V252L93 251L94 253H91V252H89ZM95 251H97V252H95ZM10 252H11V251H10ZM32 252H33V254L35 253V256H36V253L38 252V253L40 254L39 259L45 257V258H43V259L41 260L42 263H41V262L39 261V259H38V255H39V254H37V256L35 257V256L32 254ZM58 252H57V253H58ZM70 252H71V253H70L69 255H70V257H71L73 254H72V251H71V250H70ZM78 252H79V253H78ZM84 252H86L87 255L89 254V256H86ZM88 252H89V253H88ZM103 252H104L105 254H104ZM42 253H45V255L42 254ZM1 254H0V255H1ZM54 254H55V255H54ZM62 254H64L65 256H64V259L61 260L60 257H63ZM90 254H91L92 256H90ZM94 254H95V255H94ZM103 254H104V256H105V260H106V261H109L108 263L104 260V258H103V257H104ZM31 255H33V256H31ZM56 255L59 256V257H57L58 259L55 258ZM29 256H31V257H29ZM46 256H47L48 258H47ZM85 256H86V258H85ZM5 257H6L7 259H5ZM40 257H41V258H40ZM100 257H102V259H101ZM15 258H16V257H15ZM28 258H29V260L32 261V262L30 261L31 263H29ZM49 258H50V259H49ZM51 258H52V259H51ZM53 258H54V260H53ZM59 258H60V261H61L60 263H59V261L56 262L57 260H59ZM79 258H81V260H79ZM99 258H100L101 261L98 260L99 262H97V259H99ZM106 258H107L108 260H107ZM48 259H49V260H48ZM55 259H56V261H55ZM68 259H69V256H68ZM2 260H1L0 262H2ZM27 260H28V261H27ZM69 260H70V259H69ZM78 260H79V262L81 261L82 263H81V262L79 263ZM16 261H17V258H16ZM16 261H15V262H16ZM53 261H54V262H53ZM67 261H68V260H67ZM93 261H94V262H93ZM5 262L3 261L2 264H7V263H8V262H6V263H5ZM23 263H24V262H23ZM36 263H35V264H36ZM69 263H70V264L74 263V262H72V258H71V262L69 261ZM69 263H68V264H69ZM102 264H103V262H102Z\"/></svg>",
    "mask_w": 264,
    "mask_h": 264
}]
</instances>
